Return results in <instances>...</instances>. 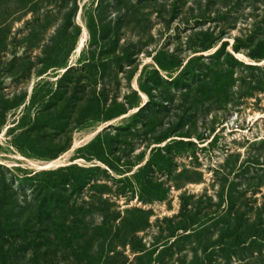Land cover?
Masks as SVG:
<instances>
[{"label": "rangeland", "instance_id": "rangeland-1", "mask_svg": "<svg viewBox=\"0 0 264 264\" xmlns=\"http://www.w3.org/2000/svg\"><path fill=\"white\" fill-rule=\"evenodd\" d=\"M0 264H264V0H0Z\"/></svg>", "mask_w": 264, "mask_h": 264}, {"label": "trees", "instance_id": "trees-1", "mask_svg": "<svg viewBox=\"0 0 264 264\" xmlns=\"http://www.w3.org/2000/svg\"><path fill=\"white\" fill-rule=\"evenodd\" d=\"M237 51V50H236ZM258 57H254L253 59H257Z\"/></svg>", "mask_w": 264, "mask_h": 264}]
</instances>
